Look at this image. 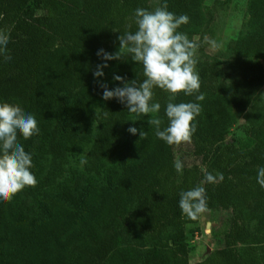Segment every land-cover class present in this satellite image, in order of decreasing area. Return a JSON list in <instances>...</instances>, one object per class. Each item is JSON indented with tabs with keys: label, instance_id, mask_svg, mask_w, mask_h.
<instances>
[{
	"label": "trees",
	"instance_id": "1",
	"mask_svg": "<svg viewBox=\"0 0 264 264\" xmlns=\"http://www.w3.org/2000/svg\"><path fill=\"white\" fill-rule=\"evenodd\" d=\"M163 2L0 0L11 57L0 56V102L34 114L39 127L38 135L19 139L32 154L36 183L0 201V264H264V188L256 181L264 167V110L253 101L264 82V0L247 1V31L224 62L197 40L212 19L203 0H166L168 11L189 17L178 31L197 45L200 90L170 98L154 88L160 112L138 116L103 100V86L122 87L117 75L143 79L118 37L135 31L136 8L151 11ZM100 50L121 58L106 61ZM98 69L103 76L94 77ZM198 94L204 99L190 144L203 168L177 173L181 143L157 139L151 121L166 126L164 106L197 102ZM235 113L242 124L231 134ZM87 147L84 178L58 182L69 159ZM208 174L222 179L208 183ZM196 186L205 189L207 211H230L229 245L190 263L188 240L197 229L187 228L199 217L183 215L178 200Z\"/></svg>",
	"mask_w": 264,
	"mask_h": 264
},
{
	"label": "clouds",
	"instance_id": "2",
	"mask_svg": "<svg viewBox=\"0 0 264 264\" xmlns=\"http://www.w3.org/2000/svg\"><path fill=\"white\" fill-rule=\"evenodd\" d=\"M189 22L187 15H179L167 10L166 0L149 11L145 8H136L133 12L135 31H124L118 37L119 49H123L131 61L142 66L143 79L124 81L121 76H114L115 81L122 87L109 90L103 86L102 99H115L124 105L129 113L148 115L159 113L161 105L153 101V89L159 88L170 94L172 98L178 93L192 96L199 93L200 78L196 71L194 52L197 45L190 41L186 34L178 31L181 25ZM9 34L0 30V56L11 59L7 55ZM103 50L98 52L101 55ZM118 53V52H117ZM103 53L104 60L120 59L118 54ZM104 67H107L105 64ZM94 77L103 76L102 70H97ZM197 102L173 103L164 106V117L167 125L161 127L162 121L157 118L151 121L155 125V136L167 145L190 142L196 131L195 118L201 111L199 101L204 99L203 94L195 96ZM131 135H136L138 129L129 127ZM39 134V127L34 114L25 112L20 106L8 102H0V201L11 199L17 192L36 183L32 172V154L26 152L19 143L22 137L28 140ZM140 138L144 136L139 131ZM82 157L80 165L87 164ZM177 173H182L181 162H174ZM222 177H213L208 174L205 181L214 183ZM256 181L264 188V167L257 169ZM178 207L187 218L196 220L207 211L205 189L196 186L179 193Z\"/></svg>",
	"mask_w": 264,
	"mask_h": 264
},
{
	"label": "rangeland",
	"instance_id": "3",
	"mask_svg": "<svg viewBox=\"0 0 264 264\" xmlns=\"http://www.w3.org/2000/svg\"><path fill=\"white\" fill-rule=\"evenodd\" d=\"M155 6L158 0H149ZM248 0H203L205 18L208 14L212 19L201 27L198 41L205 45V53L210 57H215L221 62L232 58L231 45L247 31V17L245 13ZM200 55L195 49L194 59L198 60ZM264 69V60L260 61ZM170 98H172L170 96ZM254 106L264 110V82L254 98ZM231 134L236 133L242 124L241 117L235 113L233 118ZM89 148H85L78 158H70L65 166V172L58 182L66 181L77 175L75 178H84L85 174L79 160L86 156ZM177 161L183 167L198 165L201 169V159L193 156V148L190 142H182L176 151ZM79 172V174H78ZM231 216L230 211L217 210L214 212L206 211L199 216L198 224L195 227H188L187 230L196 228L194 236L188 240L190 247L189 262L201 261L207 254L214 249L228 246L226 220Z\"/></svg>",
	"mask_w": 264,
	"mask_h": 264
}]
</instances>
